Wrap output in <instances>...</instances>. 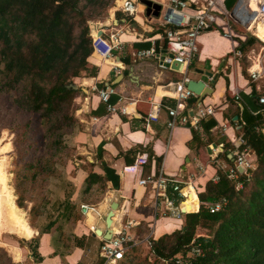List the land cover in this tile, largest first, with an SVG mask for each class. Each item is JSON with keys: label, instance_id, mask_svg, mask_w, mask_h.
<instances>
[{"label": "crops", "instance_id": "crops-1", "mask_svg": "<svg viewBox=\"0 0 264 264\" xmlns=\"http://www.w3.org/2000/svg\"><path fill=\"white\" fill-rule=\"evenodd\" d=\"M118 1L120 0H116L117 3ZM154 1L162 5V11L165 9L170 11V0ZM196 1L198 2L196 7H199L207 0ZM220 1L222 0H218V3ZM245 1L254 6L259 3L258 0ZM139 3L142 4L140 0L138 5ZM118 5L110 9L105 20L93 22L91 30L102 28L107 34L119 31L124 49L115 51L114 57L109 60H104L97 53H91L88 62L90 66L97 67V73L93 76L84 73L76 77L73 83L77 85L78 90L74 110L78 127L72 137L76 154L74 159H70V164L74 168L70 179L76 187L72 200L79 207L83 203L94 205L101 212L102 217L90 212L93 219L89 221L87 219L89 214H83L79 209L81 218H76L73 226L68 222L63 232L54 227L50 232L41 235L38 242H34L37 246L38 257H36L29 243H33L39 232L34 235L25 216L16 218L14 212L11 214L9 210L11 204L8 205L7 197L3 222L0 226V244H5L1 240L3 233L28 239L27 245H20L17 241L11 245L12 263H98L100 261L98 248L102 238L93 233L96 229H102V235L107 231L106 216L114 201L118 203V208L113 216L112 231L117 229L122 218L123 221L133 219L140 222L139 226L131 229V232L140 238L151 234V237L158 239L166 233L180 229L187 212L177 214L174 211H167V214L163 215L161 210L164 209L165 197L157 198L156 207V199L151 194V187L140 185L139 179L161 173L168 178L184 182L183 194L174 191L173 185L170 186L173 183H169L166 190V197L179 208L188 197L184 192L185 189H189L185 182H191L198 207L200 202L197 192L217 174L218 168L227 164L219 160V154L223 152L222 145L229 142L232 147L236 137L242 135V131L234 129V123L239 120L237 109L243 105V101L242 99L235 101L234 92L240 90L250 94L255 86L260 93V85L244 76L240 57L234 53L236 50L243 53L255 43V41L248 43L251 37L248 35L249 32L256 37L257 34H254L250 26L243 29L238 23L233 22L234 38L226 37L223 35L226 29L221 19L223 16H219L216 23L199 35V51L189 65L187 73L190 79L203 80L213 86V92L201 102L216 107L214 115L210 117L215 118L217 124L211 128L209 134L204 132L201 124L198 129L191 125H179L170 129L167 126L170 118L167 106L175 105L176 85L183 81L184 73L181 69L172 66L162 68L161 56L141 60L133 55L134 50L145 48L144 42L152 43L156 39L162 41L164 33L160 28H166L162 21V11L159 17H150L146 16L145 7L138 6V13L130 16L119 10ZM260 64L263 68L262 60ZM252 70L254 69L251 65L249 74ZM208 72L213 76H207ZM262 80L264 77L258 81ZM106 85L116 88L110 102L118 108L124 107V113L108 112L106 104L101 101L96 90ZM156 104L162 106V109L159 120L152 121L148 116ZM194 104L197 105L194 98L188 100L189 107H194ZM224 124H227L226 131H223ZM193 130L199 134L200 141L193 140ZM251 157L255 160V155L252 153ZM138 158L145 159V163L138 166L136 171L128 169L127 167L133 166ZM103 164L120 177L119 187H114L113 182L109 180L93 183L91 188H88L87 178L91 172L100 176L105 175ZM188 194L193 196L191 192ZM125 210H128L127 215L124 213ZM15 213L17 215V212ZM69 228L72 230L68 231ZM143 249L146 250L145 255H148V249L144 247L137 248L134 255ZM14 255L18 256V260Z\"/></svg>", "mask_w": 264, "mask_h": 264}, {"label": "trees", "instance_id": "trees-1", "mask_svg": "<svg viewBox=\"0 0 264 264\" xmlns=\"http://www.w3.org/2000/svg\"><path fill=\"white\" fill-rule=\"evenodd\" d=\"M114 1L0 0V79L11 94L13 103L24 111L40 113L42 123L50 130L53 127L54 135L67 133L74 126L77 130L78 120L74 112L70 113V107L75 110L78 90L68 85L84 73L92 76L97 73V67L90 66L88 62L93 52L89 21ZM237 1L222 0L219 4L231 13ZM89 9L95 12L90 13ZM160 29L164 33L166 28ZM255 39L251 36L248 43ZM154 44L160 50L166 41L156 39ZM143 45L149 48L152 43L147 41ZM238 92L243 101L237 109L245 141L241 147H247L255 155L254 164L247 173H240L235 181L228 178L225 170L218 168V181L209 179L197 192L198 209L184 215L183 226L158 239L151 238L156 257L154 262L163 264L160 258H165L175 264V258L182 255L194 264H264V114L257 102L259 92L255 86L250 94ZM206 119L201 125L209 134L217 121L210 116ZM24 129L25 126L21 130ZM199 139V134L193 130V140ZM54 145L55 150L66 147L60 140ZM230 146L229 142L224 144L219 155H224L225 162L233 165L226 154ZM103 169L106 172L104 176L89 174L88 188L93 183L109 180L114 187H119L120 177L104 164ZM237 182L242 186L238 188ZM2 185L0 181V226L5 209ZM73 194L70 192L65 196L64 202L57 205L56 212L52 211L43 227L32 226L27 220L34 227V235L37 234L36 229L39 232L33 241L38 242L41 235L54 227L64 231L66 225L62 221L68 222L72 212L80 209L72 200ZM192 195L196 198L195 193ZM223 199L226 203L221 209L211 211V205ZM61 215L64 219L58 221ZM198 227L209 229L210 234L198 235ZM197 244L203 248L204 254L187 257L188 251ZM32 250L38 257L36 244ZM14 257L18 260L17 255ZM10 263L15 264L12 260Z\"/></svg>", "mask_w": 264, "mask_h": 264}, {"label": "built area", "instance_id": "built-area-1", "mask_svg": "<svg viewBox=\"0 0 264 264\" xmlns=\"http://www.w3.org/2000/svg\"><path fill=\"white\" fill-rule=\"evenodd\" d=\"M196 4H198L196 0H170V11L165 9L161 14L163 16L162 21L166 26L162 41L165 40L166 45L160 50H157L153 41L149 48H141L133 51V55L141 60L161 56L160 66L162 68L171 67L175 63L180 64L181 71L184 73L183 81L176 85L177 96L175 105L167 106V111L170 117L167 121V126L170 129L179 125H191L193 128L198 129L203 119L214 115L216 107L212 104L205 105L200 102L197 105L194 104V107H189L187 105L188 100L195 98L196 96V94L186 86L190 80L187 74L189 65L194 61V58L198 54L199 35L202 31L210 28L216 23L219 16H223L221 19L226 27L223 35L226 37L234 38L232 33V23H238L233 18L232 12L227 13L221 8L218 0H207L200 4L199 7H196ZM137 5L138 0H125L120 6H118V9L130 16H135L136 13H138ZM193 5H195V7H193ZM250 11L252 12L251 8ZM167 12L171 16H178L179 20L174 21L166 19L164 16ZM257 13L260 18L264 19V0H259V10ZM91 37L93 45L92 54L97 53L104 60H109L114 57L115 51H122L124 49V42L121 39L120 32L117 30L107 34L105 33V29L97 28V30H91ZM234 53L239 57L242 55L240 50H236ZM114 67L118 69L116 64H114ZM250 76L252 81L260 80L264 77L263 68L250 71ZM96 90L101 101L106 104L108 112H125L124 107L118 108L117 105L110 102L111 96L116 92L114 86L106 85L97 88ZM233 97L235 101L241 100V94L237 91L234 92ZM257 102L261 106V112L264 114V91H260L257 97ZM161 109L162 106L156 104L148 116L149 119L152 121H158ZM242 125L243 124L240 121H235L234 129L241 131ZM222 126L223 131H226L227 124ZM262 131L264 133V128H262ZM244 142L242 135L236 137L233 146L226 151L227 157L232 159L233 165L225 164L221 166V168L227 172L228 178L234 181L238 179L240 173H247L248 169L254 164L250 150L247 147H241ZM143 163H145V159L138 158L133 166L127 168L136 171L138 166H141ZM239 169H243V172H240ZM211 179L216 182L218 181L219 176L216 174ZM138 183L146 187H151V194L154 196V199H156V207L158 206L157 198L165 197L163 199L164 209L161 210L163 215H166L167 211H174L177 214L182 213L179 206H175L174 202L166 197V190L168 184L173 183L174 191L183 194L182 184L184 182L168 178L159 173L142 177L139 179ZM190 183L191 182H185V185L191 187L192 184ZM241 186V183L237 182V187L239 188ZM224 203H226L225 199L211 205V211L221 209ZM80 209L83 214H89L91 212L96 213L98 217H102L101 212L98 211L94 205L83 203L80 205ZM186 212L188 213V211ZM124 213L127 215L128 210H125ZM121 220L122 222L117 229L112 231L110 238L105 239L101 235H97L102 238V242L98 248V257L100 258V261L93 264H129L135 254V250L140 247L148 249V259L150 262H153V258L156 257L151 246V234L141 238L137 237L131 232V229L139 226L140 222L133 219L123 221L122 218ZM203 254V248L200 244H197L188 251L187 257ZM160 261L163 264H171L172 260L160 258ZM174 262L175 264H194L191 260L184 259L182 255L175 258Z\"/></svg>", "mask_w": 264, "mask_h": 264}, {"label": "rangeland", "instance_id": "rangeland-1", "mask_svg": "<svg viewBox=\"0 0 264 264\" xmlns=\"http://www.w3.org/2000/svg\"><path fill=\"white\" fill-rule=\"evenodd\" d=\"M117 5L118 3L115 0L109 8L102 10L94 19L89 21L90 26L93 22L105 20L110 9ZM137 6L144 8L143 4L140 3ZM88 11L90 13L95 12L92 9ZM117 16L121 17L120 14H117ZM249 33L248 35L253 36V33ZM254 37L256 38L255 43L249 46L239 58L244 76L250 81L249 69L255 60H262L264 69V44L256 35ZM256 82L260 85V91H264V80ZM70 108V113H73V106ZM23 126H25L24 131L21 130ZM48 128L42 123L40 113L24 111L13 103L11 94L3 86L0 79V181H2L3 190H5L3 191L5 193L4 197L6 200L8 197L9 201L7 203L9 206L11 204L9 209L11 214L14 212L16 218L25 216L30 224L36 227H43L48 222L52 211L56 212L57 205L64 202L68 193L72 192L73 194V191V195L76 193V187L70 179L74 173L70 159H74L76 154V147L72 140L73 133L76 131L74 130L75 126L67 133L61 134L59 132L55 135L52 131L53 127L52 130ZM57 140L63 142V146L66 147H63L62 150H55L56 146L54 144ZM4 143L5 145H3ZM219 160L225 162L224 155H221ZM184 192L194 194L191 187L188 190L185 189ZM195 200L197 202L196 198ZM186 203L187 200L182 207L185 208V211H189L190 208L186 207ZM20 204H22V207ZM197 209L198 207L195 210ZM15 212H17V215ZM80 214L79 209L72 212L68 221L71 226L77 219L81 218ZM63 219V215L57 218L58 221ZM87 219L91 221L93 216L89 214ZM68 222L62 221L66 226ZM70 230L72 229L69 228L68 231ZM36 232L38 234L37 229ZM197 234L207 236L210 234V230L198 227ZM1 240L5 244H0V264H11V245L16 241L20 245H27L26 240L28 239L19 238L10 233H3ZM34 242L29 243L32 248ZM143 250L137 252L129 263L159 264L154 262V258L153 263L150 262L147 255H145L146 250Z\"/></svg>", "mask_w": 264, "mask_h": 264}, {"label": "water", "instance_id": "water-1", "mask_svg": "<svg viewBox=\"0 0 264 264\" xmlns=\"http://www.w3.org/2000/svg\"><path fill=\"white\" fill-rule=\"evenodd\" d=\"M141 3L145 7V14L146 16H153L159 17L162 11V5L154 0H140ZM257 12L252 10L250 11L249 2H244V0H238L236 6L232 11L233 18L240 23L244 27H248L251 20L256 16ZM94 30V28H92ZM173 68L181 69L180 64L175 63L172 65ZM207 76H213L212 73H206ZM187 88L193 91L196 96L194 100L196 103H200L207 95H210L213 92V86L206 84L203 80H194L190 79L189 82L186 84ZM68 87H73L74 89L77 88L76 84H70ZM238 117L236 116L235 119ZM189 160V159H187ZM240 172H243V169H239ZM188 207V206H186ZM118 208V203L114 201L111 204V210L108 212L106 216V226L107 231L102 235V229H96L93 235H102L105 239H108L112 235V223H113V216L115 214V210ZM181 212H186L184 207H180Z\"/></svg>", "mask_w": 264, "mask_h": 264}, {"label": "bare ground", "instance_id": "bare-ground-1", "mask_svg": "<svg viewBox=\"0 0 264 264\" xmlns=\"http://www.w3.org/2000/svg\"><path fill=\"white\" fill-rule=\"evenodd\" d=\"M123 1L124 0L118 1L119 6H120V4ZM244 2H247V1L244 0ZM249 6H250V8L252 10H254L256 12L259 10V3H257L256 6H254V4L253 5L250 4ZM143 7H144V5H143ZM164 17L166 19H169V20H174V21H178L179 20V17L178 16H171L168 12L165 14ZM249 26L253 29L254 34H257V36H259V38L261 40H263L262 42L264 43V19L260 18L258 16V13H257L256 16L249 23L248 27ZM260 58H261V56H260ZM260 61H261L260 59L259 60H255L254 63L252 64V69L262 68V66L260 64ZM187 195H188V197H187V203H186V205L190 208V210H195L197 208L195 198H193V196H191L190 194H187Z\"/></svg>", "mask_w": 264, "mask_h": 264}]
</instances>
